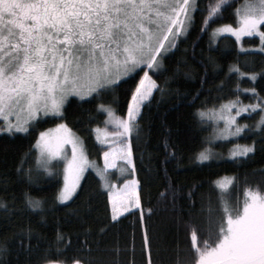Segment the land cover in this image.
I'll return each instance as SVG.
<instances>
[{"label":"trees","instance_id":"1","mask_svg":"<svg viewBox=\"0 0 264 264\" xmlns=\"http://www.w3.org/2000/svg\"><path fill=\"white\" fill-rule=\"evenodd\" d=\"M197 2L199 7L188 32L177 39L175 47L169 46L161 69L153 75L164 90L154 89L144 102L138 117V138L133 132L131 140L140 207H130L118 222L111 220L108 191L95 168L86 169L74 198L63 203L55 200L63 183L62 163L53 164L54 174H41L34 184L18 176L17 166L30 149L23 166L37 170L33 149L36 137L59 119L42 118L27 133H0V200L6 205L0 208V243L7 241L9 249L0 257V264H37L46 250L50 249L48 254L55 258L57 247L64 250L62 258L69 260L92 257L94 264H128L134 256L136 264H147L149 254L143 250L145 225L155 264H174L178 256L184 259L193 255V230L201 241L218 233V180L232 179L226 193L232 207H242L245 187L264 186V132L255 127L260 111L240 114L238 122L247 124L248 129L226 139L215 138L210 114L203 119L198 115V110L215 109L237 97L244 103H255L256 97L244 91L248 88L255 87L264 98V52L248 49L259 43L256 36H244L239 43L227 34L212 37L218 24L236 21L230 4L210 19L206 31H201L208 5L215 0ZM233 66L241 72L257 73V79L230 71ZM142 73L138 71L135 80L120 88L82 99L72 95L65 102L64 121L84 141L88 159L99 167L104 166L105 148L98 142L95 129L108 119L99 106L103 104L116 116H124L130 91ZM253 142L254 154L246 159L230 157L233 145ZM204 150L211 158L200 161L197 154ZM132 168L127 169L129 177ZM108 172L114 181L127 177L116 170ZM25 190L44 198L42 210L33 211L23 205ZM29 225L33 229L30 240L22 231ZM58 233L67 244L56 243ZM22 240L32 248L21 247ZM117 245L119 253L114 250Z\"/></svg>","mask_w":264,"mask_h":264},{"label":"snow or ice","instance_id":"2","mask_svg":"<svg viewBox=\"0 0 264 264\" xmlns=\"http://www.w3.org/2000/svg\"><path fill=\"white\" fill-rule=\"evenodd\" d=\"M225 5H229V0L209 3L201 31H206L210 18L219 16ZM198 7L197 0H0V119L3 121L0 133H27L42 118L60 120L54 128L45 129L36 137L33 149L37 170L23 166L31 155L30 149L17 166L18 176L34 184L41 174H54L53 164L62 163L63 183L56 191L55 200L63 203L74 198L86 169L92 167L108 191L113 223L118 222L129 207H140L135 168H132L133 178L125 179L123 184L110 181L108 170L117 167L116 161H124L126 166L133 164L131 140L133 132L137 133V138L139 135L138 117L142 106L154 89L164 90L153 75L161 69L169 46L175 47L177 39L188 32ZM234 11L237 26L220 25L213 29L212 37L230 32L239 43L242 36L256 34L261 41L260 51L264 52V0H244ZM141 70L143 74L130 91L124 116H116L103 104L99 106L107 112L105 123L115 128L112 132L105 130L104 139L100 135L96 137L108 145L103 152L104 168L101 169L88 159L84 141L64 121L65 102L72 95L82 99L120 88L135 80ZM230 71L253 81L258 75L241 72L238 66ZM261 75L264 78V74ZM244 91L255 96L256 102L237 108L235 114L230 110L239 103L238 97L221 105L224 112L198 110L202 119L211 113L214 118L224 120L225 127L218 130L221 138L238 137L248 129L247 124L237 123L236 117L241 111L255 113L259 110L260 118L255 127L264 132V98L255 87ZM254 152L255 142L235 144L229 155L238 160ZM210 158L206 150L197 154L200 161ZM121 171L126 172L127 167ZM232 182L230 178L216 182L221 190L218 233L201 241L193 230L190 234L193 255L184 259L178 256L174 264H264V186L245 187L242 207H232L226 198ZM43 200L30 191L23 193V205L27 209L42 210ZM5 207L0 200V208ZM144 227L143 250L149 254L147 264H155L150 255L146 225ZM22 231L30 240L32 227L26 226ZM100 231L103 233L106 228ZM20 243L25 250L32 248L24 240ZM56 243L67 244L60 233ZM114 250L119 253L118 245ZM49 251H45L37 264H94L92 257L62 258L64 250L59 247L55 258ZM8 252L7 241L0 243V257ZM128 264H136L134 256Z\"/></svg>","mask_w":264,"mask_h":264},{"label":"rangeland","instance_id":"3","mask_svg":"<svg viewBox=\"0 0 264 264\" xmlns=\"http://www.w3.org/2000/svg\"><path fill=\"white\" fill-rule=\"evenodd\" d=\"M244 1V0H243ZM210 19H212V18H210ZM224 24H227V23H222V24H218V26H220V25H224ZM230 24H232L233 25V27H236L237 26V24H236V21L234 22V23H230ZM218 26H216L215 28H217ZM214 28V29H215ZM262 30H264V29H262ZM222 34H227V35H231V36H233L230 32H223V33H219L218 35H222ZM245 36H248V35H245ZM252 36H256L257 38H258V40H259V43L258 44H256V45H253V46H249L248 47V49H250V50H258V51H260V48H259V45H260V43H261V41H260V37L258 36V35H256V34H253ZM233 37H235V36H233ZM242 37H244V36H242ZM241 37V38H242ZM236 38V37H235ZM170 47H172L171 45H170ZM143 74V73H142ZM84 97H86V96H84ZM83 97V98H84ZM78 98H80V97H78ZM229 101H236V100H229ZM229 101H226V102H224V103H222L221 105H223V104H225V103H227V102H229ZM249 104H251V103H244V102H242V101H240L239 100V103L238 104H236V106L235 107H233L230 111H231V113L232 114H235V112H236V110H237V108H242L244 105H249ZM221 105L220 106H218L217 108H215V109H217V110H221V112H224L225 110H222L221 109ZM243 112H245V111H241V113L240 114H242ZM238 117L239 116H237L236 117V120H237V123L238 124H240L239 122H238ZM10 119H15V117H10ZM210 119L212 120V123L214 124V126H215V138H221L219 135H218V130L219 129H222V128H224L225 127V122H224V120L223 119H218V118H214L213 116H212V114L210 113ZM0 123L2 124L3 123V121H2V119H0ZM55 127V125L54 126H52V127H50V128H54ZM96 129H99L100 131L99 132H97L96 131V137H97V135H100L101 136V139H104V131L105 130H107L108 132H112V131H115V128H114V126L112 125V124H104L103 126H99L98 128H96ZM228 137H232V136H228ZM227 137V138H228ZM98 142L105 148V150H107V148H108V145H106V144H102L99 140H98ZM104 150V151H105ZM71 154V150H70V148H69V155ZM116 163H117V166L119 167L120 165H122L121 166V168H124V167H127V169L130 167V168H132V165L131 166H126L125 165V162L124 161H116ZM103 165H104V157H103ZM62 167H63V164H62ZM99 167V166H98ZM99 168H101V169H103L104 168V166L102 167V166H100ZM121 172V175H127V177L126 178H124V179H119L118 181H114V180H111L110 179V177H109V180L110 181H114V182H116L117 184H123L124 183V180L125 179H128V180H131L132 179V177H129L128 176V171H126V172H122V171H120ZM127 173V174H126ZM103 182V184H104V181H102ZM136 192H137V188H136ZM66 202V201H65ZM130 208V207H129Z\"/></svg>","mask_w":264,"mask_h":264},{"label":"flooded vegetation","instance_id":"4","mask_svg":"<svg viewBox=\"0 0 264 264\" xmlns=\"http://www.w3.org/2000/svg\"><path fill=\"white\" fill-rule=\"evenodd\" d=\"M243 2H244V1H242V0H229V4L233 6V9H234V10H235V8L237 7V5L242 4ZM225 6H226V5H225ZM225 6H224V7H225ZM224 7H223V8H224ZM234 10H233V11H234ZM234 12H235V11H234ZM121 166H122V165H120L119 167L117 166L116 168H113L112 170H116V172L120 174L121 172H119V171H121V169H122ZM109 170H110V169H109Z\"/></svg>","mask_w":264,"mask_h":264}]
</instances>
